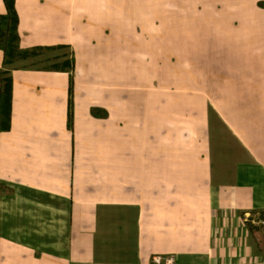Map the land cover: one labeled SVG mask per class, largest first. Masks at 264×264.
I'll list each match as a JSON object with an SVG mask.
<instances>
[{"label": "crops", "instance_id": "0c3cea01", "mask_svg": "<svg viewBox=\"0 0 264 264\" xmlns=\"http://www.w3.org/2000/svg\"><path fill=\"white\" fill-rule=\"evenodd\" d=\"M104 3L15 0L21 47L65 49L75 67L72 105L70 72L12 69L11 127L0 131V264H154L156 255L264 264V237L251 240L249 226L264 211V84L214 64L201 171L189 158L159 157L156 93L126 91L120 31L89 30V6L94 14ZM263 50L253 45L248 59ZM263 63L236 69L255 78ZM94 106L108 117H95Z\"/></svg>", "mask_w": 264, "mask_h": 264}, {"label": "rangeland", "instance_id": "374dc122", "mask_svg": "<svg viewBox=\"0 0 264 264\" xmlns=\"http://www.w3.org/2000/svg\"><path fill=\"white\" fill-rule=\"evenodd\" d=\"M97 8L92 14L89 6V30H118L125 38L120 40L126 46L127 74H132L126 91L157 95L159 157L189 158L195 172L201 171L206 84L221 72L212 66L226 61L234 65L226 70L229 78L237 72L238 82L256 80L254 88L264 84V72L254 78L236 69L264 62V50L251 52L260 59H248L253 45L264 48V0H106ZM248 32L255 35L251 40L245 37ZM143 104L148 110L149 100ZM260 218L249 217L254 220L251 240L264 237Z\"/></svg>", "mask_w": 264, "mask_h": 264}, {"label": "trees", "instance_id": "16d2710c", "mask_svg": "<svg viewBox=\"0 0 264 264\" xmlns=\"http://www.w3.org/2000/svg\"><path fill=\"white\" fill-rule=\"evenodd\" d=\"M4 1L7 13L0 14V49L4 52V66L0 69V131L8 130L11 127L13 102L12 69L38 66L48 70L70 72L72 105L73 70L75 67V58L71 55V52H67L65 49H63V52L59 56H49L50 50H53L54 47H21L18 30L19 16L15 7V0ZM92 113L95 117L99 118L108 116L106 110L99 108H92ZM70 117H72V111ZM261 218H264V211L261 213Z\"/></svg>", "mask_w": 264, "mask_h": 264}, {"label": "built area", "instance_id": "2783aa9c", "mask_svg": "<svg viewBox=\"0 0 264 264\" xmlns=\"http://www.w3.org/2000/svg\"><path fill=\"white\" fill-rule=\"evenodd\" d=\"M153 262L154 264H175V260L173 256L156 255L153 257Z\"/></svg>", "mask_w": 264, "mask_h": 264}]
</instances>
